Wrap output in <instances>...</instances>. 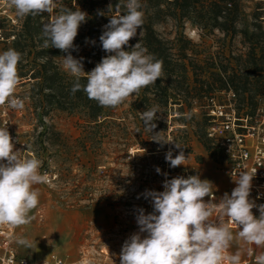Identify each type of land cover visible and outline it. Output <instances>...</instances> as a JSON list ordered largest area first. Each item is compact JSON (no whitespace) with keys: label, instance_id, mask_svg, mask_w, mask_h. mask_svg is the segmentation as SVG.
I'll return each mask as SVG.
<instances>
[{"label":"rangeland","instance_id":"1","mask_svg":"<svg viewBox=\"0 0 264 264\" xmlns=\"http://www.w3.org/2000/svg\"><path fill=\"white\" fill-rule=\"evenodd\" d=\"M241 2L248 14L243 19H247L249 24L254 21L262 23V29L252 26L257 35H262L264 20H254L250 13L256 9L259 19H264V0ZM22 21L23 17L17 16L15 10L8 7V0H0V52L12 44L13 25L19 26ZM245 25L242 21L238 27ZM156 30L171 53H176L179 44L183 43L187 46L188 59L197 60L205 69L213 67V61L222 59L227 64L224 57H238L249 50L248 41L240 33L231 35L217 29H199L189 21L180 27L171 17L156 24ZM181 32L184 36L179 40ZM143 34L141 28L132 40H137ZM187 40L191 43H187ZM254 43L257 45L255 53L264 62V35L256 37ZM60 65L63 67V59ZM234 65L235 62H232ZM197 73L202 74L199 68ZM189 75L192 80V70ZM26 81L20 82L15 93L24 100L23 109L0 106V110H7L8 131L26 142L29 153L25 152V155L34 154L41 161L40 171L47 172L51 182L34 186L40 193L39 204L30 213L35 218L30 224L16 230L15 239L25 237L31 247L19 245L14 240L15 248L32 264H53L52 255H57L67 264H120L122 245L139 231L137 210L143 208L146 214L153 211L150 200L141 195L145 190L163 191L166 178H187L191 175H200L202 180L211 181L214 185L212 189L217 192H222L228 186L225 158L218 153L216 157L212 156L203 144L207 140L204 133L208 126L210 98L217 96L219 101H228V94L232 91L236 95L239 114L246 115L247 112L253 124H256L258 111L264 109V96L255 94L253 87L243 94L233 89L214 88L207 97L193 102L192 107L184 103L183 110L179 104H170L169 110L158 108L156 127L151 132L144 127L141 119V113L145 110L136 113L130 110L136 98L133 95L115 109L118 123L123 122L125 131L138 134L142 139L152 141L162 138L169 143L144 147L137 142L131 144L127 151L122 150L123 144L117 141H124L126 135L123 131L114 139H103L100 156H96L89 141L84 144L86 147L78 142L79 137L89 136V132L96 131L87 118L80 112L57 107H51L47 115L40 116L33 105V92L37 90L33 91L31 84L24 83ZM252 98L257 102L254 106L250 104ZM99 130L104 131L105 127ZM174 143L183 148L187 159L184 165L172 168L165 155L169 150L173 156L179 154L180 150L175 148ZM210 146L212 151L213 147ZM157 167L160 173H157ZM232 231L235 234L239 229ZM246 245L242 240H234L229 251H239L242 258ZM260 249L264 252V247Z\"/></svg>","mask_w":264,"mask_h":264},{"label":"clouds","instance_id":"2","mask_svg":"<svg viewBox=\"0 0 264 264\" xmlns=\"http://www.w3.org/2000/svg\"><path fill=\"white\" fill-rule=\"evenodd\" d=\"M124 6L126 13L120 14L118 5L117 14L110 17L99 37L107 55L85 72L83 58L72 55L78 50L74 40L86 22L85 12L61 8L57 14V0H8V7L19 17L44 13L51 17L42 27L43 47L66 53L62 56L63 68L75 78L72 94L82 90L102 108L120 106L163 75L162 61L148 53L140 42L134 46L129 43L144 23L141 0H127ZM126 46L130 50H125ZM21 61L22 54L13 48L0 52V106L15 110L24 107V100L15 95L21 82ZM82 76L86 84L80 83ZM157 114V106L141 113L144 127L151 132L156 127ZM153 141L169 143L162 138ZM174 144L179 154L173 156L169 150L165 155L172 168L184 165L187 159L183 148ZM14 147L7 125L0 127V227L30 224L35 218L30 213L38 206L40 195L34 186L51 183L48 173L40 171L41 161L34 154L22 155ZM156 171L161 170L157 167ZM255 174L256 170L239 172L233 180L236 187L231 194L225 192L219 202H214L213 183L202 180L200 175L166 178L163 191L145 190L141 195L150 200L153 211L146 214L143 208L137 210L139 231L122 245L120 264H241V253L229 252L234 240L264 247V204L257 205L250 199ZM205 197L211 199L205 201ZM254 208L259 211L258 217L253 214ZM229 225L239 231L234 234ZM15 242L31 247L25 237H18ZM254 264H264V252L255 256Z\"/></svg>","mask_w":264,"mask_h":264},{"label":"trees","instance_id":"3","mask_svg":"<svg viewBox=\"0 0 264 264\" xmlns=\"http://www.w3.org/2000/svg\"><path fill=\"white\" fill-rule=\"evenodd\" d=\"M126 2L127 0H57V14L61 8H69L73 11L80 9L87 14L86 22L81 24L74 40L78 50L72 51L75 58H83L82 62L86 72H90L102 57L107 55L102 49L99 37L110 17L117 14L118 5L119 13H126L127 9L124 6ZM141 3L144 13L142 25L144 34L137 40H130L129 43L134 46L140 42L143 47L147 48L148 53L162 61L163 75L155 84L143 88L136 95L130 110L136 113L153 106L169 110L170 104H179L180 109L183 110L184 103L192 107L193 102L201 101L214 88L233 89L238 94H243L253 87L255 94L264 96V62L255 53L257 45L254 43V39L262 37L264 33L257 35L252 29V26L260 29L263 26L262 23H256V21L249 24L247 19H243L248 14L241 0H141ZM250 15L254 20H264L259 19V11L256 9ZM168 17L175 19L180 27L189 21L199 29L209 31L217 29L231 35L240 33L243 39L248 41L246 43L249 44V50L238 57H224L227 64L222 59L213 61L211 68L215 70H208L211 69L209 67L205 69L199 65L197 60L188 59L187 46L182 45L183 43L179 44L174 54L167 49L168 47L165 46L156 30V24ZM50 19L47 13L23 17L19 26L13 25L12 44L4 49L5 51L13 48L22 54V61L18 64V74L21 81L27 80L24 83L31 84L33 91L37 90L33 92V105L40 116L47 115L51 107L80 112L96 131L89 132V136L79 137L78 142L86 147L84 144L89 141L96 156H100L98 154L102 150L103 139L106 137L114 139L123 131L126 135L124 141H117L123 144L124 149L122 150L127 151L131 144L137 142L144 147L150 144L157 146L158 143L153 140L148 141L138 134L125 131L122 128L125 124L118 123L116 120L115 109L117 107L102 108L96 101L90 100L82 90L72 94L71 89L75 78L60 65V60L66 53L56 48L43 47L42 27ZM242 21L246 25L240 28L238 24ZM183 36L181 32L178 36L179 40L183 39ZM92 41L95 43L93 44ZM186 42L191 43L188 40ZM125 50L130 49L126 46ZM262 51L264 55V50ZM232 62H235L234 66ZM198 68L203 75L197 73ZM190 70L193 71L192 80L189 75ZM80 83H87L84 76L81 77ZM250 104L254 106L257 102L252 98ZM103 127L105 130L100 131L99 129ZM204 134L208 142L206 140L203 144L212 156L216 157L217 153L221 154L212 145L206 132ZM210 144L213 147L212 151Z\"/></svg>","mask_w":264,"mask_h":264},{"label":"built area","instance_id":"4","mask_svg":"<svg viewBox=\"0 0 264 264\" xmlns=\"http://www.w3.org/2000/svg\"><path fill=\"white\" fill-rule=\"evenodd\" d=\"M228 95V101H219L217 96L210 98L207 111L209 124L206 130L212 145L225 158L226 168L224 171L229 179L225 192L231 194V191L236 187L233 180L237 178L239 172L256 170L250 199L254 200L257 205L264 204V109L258 111L256 124H253L252 117L247 114H239L235 93L231 91ZM8 123L7 110H0V127L7 125L9 128ZM9 133L13 139L14 150L21 151L22 155H25V152L29 153L26 149V142L19 139L13 132L9 131ZM212 192L214 193V202H219L217 191L212 189ZM209 199L211 198L206 197L205 201ZM252 211L255 216H259L257 208ZM213 221H215V216ZM225 223H227V218H225ZM229 227L238 229L235 225H229ZM16 230L17 227H0V264H32L29 259L19 255L15 248ZM249 249H251V255ZM258 254L260 251L255 245H248V256L241 260V264H254L255 256ZM52 261L53 264L67 263L57 255H52Z\"/></svg>","mask_w":264,"mask_h":264},{"label":"crops","instance_id":"5","mask_svg":"<svg viewBox=\"0 0 264 264\" xmlns=\"http://www.w3.org/2000/svg\"><path fill=\"white\" fill-rule=\"evenodd\" d=\"M224 192H225V188L222 190V192H217L218 195H219V198H221V197L223 196ZM247 247H248V244L246 245V250H245L244 255H243V257L241 258V260L246 259L247 256H248V255H247ZM258 250L260 251V253H262V249L258 248ZM230 252H231V251H230ZM231 253H232V252H231Z\"/></svg>","mask_w":264,"mask_h":264},{"label":"bare ground","instance_id":"6","mask_svg":"<svg viewBox=\"0 0 264 264\" xmlns=\"http://www.w3.org/2000/svg\"><path fill=\"white\" fill-rule=\"evenodd\" d=\"M137 150V149H136ZM67 264V263H66Z\"/></svg>","mask_w":264,"mask_h":264}]
</instances>
